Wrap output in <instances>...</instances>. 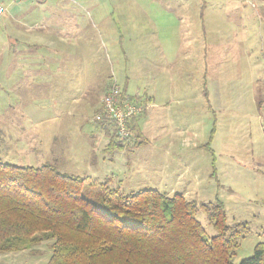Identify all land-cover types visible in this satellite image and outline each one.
<instances>
[{
  "label": "rangeland",
  "instance_id": "obj_1",
  "mask_svg": "<svg viewBox=\"0 0 264 264\" xmlns=\"http://www.w3.org/2000/svg\"><path fill=\"white\" fill-rule=\"evenodd\" d=\"M41 3L4 2L0 16V161L88 178L95 186L82 196L93 202L110 180L123 195L220 203L228 226L247 224L232 264L250 258L264 243V0ZM16 15L45 26L39 52L58 62L42 93L25 82ZM114 86L140 97L147 128L111 152L112 136L120 140L95 117ZM156 120L163 128H150ZM196 218L215 234L203 212ZM50 244L1 254L0 264H46Z\"/></svg>",
  "mask_w": 264,
  "mask_h": 264
},
{
  "label": "trees",
  "instance_id": "obj_2",
  "mask_svg": "<svg viewBox=\"0 0 264 264\" xmlns=\"http://www.w3.org/2000/svg\"><path fill=\"white\" fill-rule=\"evenodd\" d=\"M112 138L105 151L129 145ZM86 183L95 186L49 164L0 161V255L31 252L51 241L46 264H232L247 231L246 223L227 225L220 203L197 205L181 194L154 190L123 195L110 180L99 184V201L93 202L82 196ZM199 212L213 236L197 220ZM240 264H264V243Z\"/></svg>",
  "mask_w": 264,
  "mask_h": 264
},
{
  "label": "crops",
  "instance_id": "obj_3",
  "mask_svg": "<svg viewBox=\"0 0 264 264\" xmlns=\"http://www.w3.org/2000/svg\"><path fill=\"white\" fill-rule=\"evenodd\" d=\"M4 2H8L9 7H10V5H25L28 3H30V4L35 3V5H37V6L42 4L41 3L42 0H26L25 2H22V3H18L15 0H0V4L4 5ZM13 20L17 21V23H18L19 20H23V15L14 16ZM44 27L45 26L43 24L42 25L40 24L38 26L34 25V27H25V24L22 23V25H19V23H18V26L16 25L14 28L15 33L18 32L16 34H19V36L22 34L21 36L23 38L22 42H21V45H23L22 46L23 49L20 52L24 55V59L22 62L23 63L22 68L26 70V74H27V78L25 79V82H26V84H29V86H30V83L33 84L36 81L39 82L38 87H40L39 92H41V93L43 91H47V85L49 87V85L52 84L51 81H49V80L53 78V75L51 72L48 71V69L52 68L53 66L56 65V63H58L55 60H49L48 62L45 61L43 59L44 55L40 54V52H39L42 48L46 47V45L43 44L44 40H42V38H41L43 36H46V33H47L44 30ZM14 41L15 40H13V39L11 40V42L13 44H10V46L14 45ZM8 43H9V41H8ZM48 43L51 44L50 46H52V47L56 46L55 43H52L49 41H48ZM53 50L55 51V49H53ZM50 75H52V76H50ZM122 93L127 98L137 100V102L140 103V99H139L140 97L138 95L129 96V95H126L123 91H122ZM103 97H102V100H103ZM102 100H101V103H102ZM146 109L147 110L154 109V104L149 102L148 107H146ZM153 124H154L153 127L151 124L150 128H163L161 126V124L158 123V120H156ZM141 125H142V123H141V118H140V114H139L138 116H136L135 118H133L130 121V124H129L130 138H131L133 132L134 133L135 132L141 133L140 128H147L146 123L144 124L145 126L142 125V127H141Z\"/></svg>",
  "mask_w": 264,
  "mask_h": 264
},
{
  "label": "built area",
  "instance_id": "obj_4",
  "mask_svg": "<svg viewBox=\"0 0 264 264\" xmlns=\"http://www.w3.org/2000/svg\"><path fill=\"white\" fill-rule=\"evenodd\" d=\"M18 3L26 0H15ZM5 13V8L0 4V16ZM143 106L137 100L127 98L122 91L114 86L103 97L102 110L95 117L96 121L110 122L114 134L119 140L130 138V121L143 112Z\"/></svg>",
  "mask_w": 264,
  "mask_h": 264
}]
</instances>
